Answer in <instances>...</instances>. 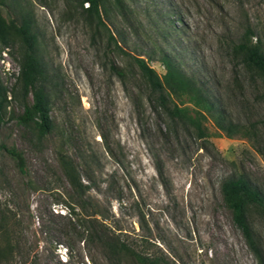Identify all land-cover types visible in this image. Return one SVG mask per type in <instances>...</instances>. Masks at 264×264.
Wrapping results in <instances>:
<instances>
[{"label": "rangeland", "instance_id": "rangeland-1", "mask_svg": "<svg viewBox=\"0 0 264 264\" xmlns=\"http://www.w3.org/2000/svg\"><path fill=\"white\" fill-rule=\"evenodd\" d=\"M133 3L138 35L120 17L109 22L126 41L123 53L108 42L105 29L86 21L73 0H0L8 35L6 43L0 38V144L21 150L28 170L22 174L0 148V206L19 220L12 228L15 254L4 264H107L100 248H87L79 236L81 224L94 213L168 264H258L221 185L244 174L264 192V100L249 81L243 79L241 87L234 83L239 68L224 37L235 39L248 23L264 37V0ZM25 18L37 33L38 55L58 75L51 109L55 129L43 138L34 125L19 120L24 104L32 103L19 80L23 44L17 28ZM170 30L172 35L164 37L163 31ZM142 45L150 50L170 45L184 68L221 97L230 117L258 126L255 140L228 137L211 118L204 121L208 136L199 138L155 111L146 82L132 64V54L146 56ZM150 64L163 72L160 63ZM115 65L126 68L125 80ZM180 103L192 107L187 96ZM62 150L86 161L82 175L89 190L83 197L63 173ZM249 221L264 250V212L250 211Z\"/></svg>", "mask_w": 264, "mask_h": 264}, {"label": "trees", "instance_id": "trees-1", "mask_svg": "<svg viewBox=\"0 0 264 264\" xmlns=\"http://www.w3.org/2000/svg\"><path fill=\"white\" fill-rule=\"evenodd\" d=\"M73 1L82 8V14L90 25L98 30L105 29L108 42H113L116 48L126 53L125 46L122 44V40L126 42L125 39L120 32L118 35L112 30L109 22H112V16L120 17L130 33L138 35L139 31L132 19V16L136 14L133 8L134 0ZM171 26L174 31H178L176 24L172 23ZM6 28V24L0 18V38L5 43L8 38ZM17 33L23 44L20 57V89L25 97L32 94V103L24 104V111L19 120L27 126L34 125L38 136L43 138L55 129L51 109L53 89L58 84V75L50 71L48 65L38 55V36L32 30L28 18L23 19L22 24L17 28ZM163 34L164 37L169 36L172 35V31H163ZM224 41L228 44L229 57L239 68L234 83L241 87L245 81H249L255 87L257 95L264 100V37L251 23H248L238 37L235 39L224 37ZM170 47V45L167 48L156 46L155 49L150 50L148 45H142L145 57L143 54H132L133 67L145 80L148 96L154 103L155 111L166 115L172 123L183 125L186 130H194L199 138L208 136L204 121L211 118L216 127L226 136L233 137L239 134L255 140L258 126L255 123L248 125L235 121L230 117L223 107L221 97L214 94L208 83L199 79L195 73L187 71L178 56L170 51ZM150 61L160 63L164 68L163 72L159 73ZM113 69L120 79L125 80L128 75L125 67L115 65ZM2 91L0 84V105L4 98ZM184 96L189 98L191 108L181 106L180 100ZM104 138L105 147L110 150V144L105 136ZM67 140L63 142L64 146L67 145ZM0 148L5 149L14 158L22 174L28 173L26 158L21 150L4 144H0ZM59 160L69 184L83 197L89 190V185L83 182L82 175L86 161L81 162L64 150L60 151ZM157 168L165 184L163 170L161 167ZM221 190L224 201L232 212L235 225L242 231L248 246L258 259V264H264L263 247L249 221L250 211L264 212V192L244 174L226 178L222 182ZM85 204L87 200L83 199L81 205L84 207ZM95 214L89 215L87 221L82 217L85 223L90 224L85 225L82 220L79 236L87 248L94 245L99 247L107 264H168L163 257L148 253L145 244L142 245V249L136 247L133 241L124 237L122 232L117 233L104 219H100ZM99 215L101 216L100 213ZM18 223L17 213L7 206H0V264L10 262L15 254L16 240L12 228ZM95 225H98L100 229ZM140 226L144 228L142 221Z\"/></svg>", "mask_w": 264, "mask_h": 264}]
</instances>
